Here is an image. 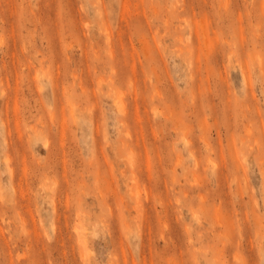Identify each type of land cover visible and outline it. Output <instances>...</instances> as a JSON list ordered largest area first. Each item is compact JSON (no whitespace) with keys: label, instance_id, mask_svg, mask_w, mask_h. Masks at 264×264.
Segmentation results:
<instances>
[{"label":"rangeland","instance_id":"374dc122","mask_svg":"<svg viewBox=\"0 0 264 264\" xmlns=\"http://www.w3.org/2000/svg\"><path fill=\"white\" fill-rule=\"evenodd\" d=\"M0 264H264V0H0Z\"/></svg>","mask_w":264,"mask_h":264}]
</instances>
